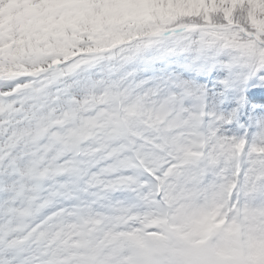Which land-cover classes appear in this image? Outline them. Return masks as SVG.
<instances>
[{
  "label": "snow or ice",
  "instance_id": "obj_1",
  "mask_svg": "<svg viewBox=\"0 0 264 264\" xmlns=\"http://www.w3.org/2000/svg\"><path fill=\"white\" fill-rule=\"evenodd\" d=\"M19 2L0 264H264V0Z\"/></svg>",
  "mask_w": 264,
  "mask_h": 264
},
{
  "label": "rangeland",
  "instance_id": "obj_2",
  "mask_svg": "<svg viewBox=\"0 0 264 264\" xmlns=\"http://www.w3.org/2000/svg\"><path fill=\"white\" fill-rule=\"evenodd\" d=\"M20 7L21 4L19 0H5V3L0 5V15L6 18H13Z\"/></svg>",
  "mask_w": 264,
  "mask_h": 264
}]
</instances>
